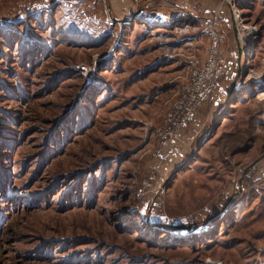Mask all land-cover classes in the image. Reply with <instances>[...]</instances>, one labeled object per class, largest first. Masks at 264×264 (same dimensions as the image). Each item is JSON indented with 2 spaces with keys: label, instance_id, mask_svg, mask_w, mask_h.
Segmentation results:
<instances>
[{
  "label": "rangeland",
  "instance_id": "1",
  "mask_svg": "<svg viewBox=\"0 0 264 264\" xmlns=\"http://www.w3.org/2000/svg\"><path fill=\"white\" fill-rule=\"evenodd\" d=\"M131 2L0 0V264H264V0ZM213 16L222 81L162 148Z\"/></svg>",
  "mask_w": 264,
  "mask_h": 264
},
{
  "label": "built area",
  "instance_id": "2",
  "mask_svg": "<svg viewBox=\"0 0 264 264\" xmlns=\"http://www.w3.org/2000/svg\"><path fill=\"white\" fill-rule=\"evenodd\" d=\"M135 1L144 3L154 0ZM201 24L208 38L206 54L204 57L192 56L189 60L185 82L168 109L164 126L157 133L162 148L178 141L195 119L198 110L211 102L226 69L221 19L218 16L206 17Z\"/></svg>",
  "mask_w": 264,
  "mask_h": 264
},
{
  "label": "crops",
  "instance_id": "3",
  "mask_svg": "<svg viewBox=\"0 0 264 264\" xmlns=\"http://www.w3.org/2000/svg\"><path fill=\"white\" fill-rule=\"evenodd\" d=\"M124 2H125V4H126V9H128L130 6H131V4H132V0H123ZM236 115V114H235ZM260 165H261V167H263L264 166V160L263 161H261V163H260ZM249 187V186H248ZM251 188H253V186L251 187ZM246 190H247V188H246ZM256 215H259V214H257L256 212H253V216H256ZM252 218H254V217H252ZM248 226V225H247ZM251 227H253V228H251V231L253 230V232L254 231H259V230H263V229H255L254 227L255 226H251ZM256 237H258V236H256Z\"/></svg>",
  "mask_w": 264,
  "mask_h": 264
},
{
  "label": "trees",
  "instance_id": "4",
  "mask_svg": "<svg viewBox=\"0 0 264 264\" xmlns=\"http://www.w3.org/2000/svg\"><path fill=\"white\" fill-rule=\"evenodd\" d=\"M221 81H222V80H221ZM221 81H220V82H221ZM205 106H206V104H204V105L198 110V113H197L195 119L192 121L191 125L195 122V120H196V118L198 117L199 113L202 111V109H203ZM191 125H190V126H191ZM190 126H189V128H190ZM189 128H188V129H189Z\"/></svg>",
  "mask_w": 264,
  "mask_h": 264
},
{
  "label": "water",
  "instance_id": "5",
  "mask_svg": "<svg viewBox=\"0 0 264 264\" xmlns=\"http://www.w3.org/2000/svg\"><path fill=\"white\" fill-rule=\"evenodd\" d=\"M168 230H171V231H176V230H178V227H169V226H167L166 227Z\"/></svg>",
  "mask_w": 264,
  "mask_h": 264
}]
</instances>
